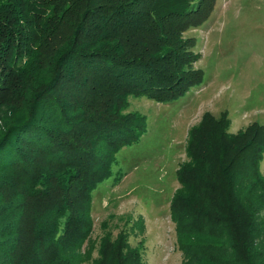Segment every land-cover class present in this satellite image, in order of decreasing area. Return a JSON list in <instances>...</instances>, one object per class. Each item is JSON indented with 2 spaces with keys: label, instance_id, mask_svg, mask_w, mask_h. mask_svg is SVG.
<instances>
[{
  "label": "trees",
  "instance_id": "trees-1",
  "mask_svg": "<svg viewBox=\"0 0 264 264\" xmlns=\"http://www.w3.org/2000/svg\"><path fill=\"white\" fill-rule=\"evenodd\" d=\"M215 0H0V256L83 264L91 193L145 117L202 82L191 40ZM225 112L190 128L170 199L181 264H264V126ZM98 144V145H97ZM87 251V252H86ZM85 252V253H82ZM90 264H143L121 231Z\"/></svg>",
  "mask_w": 264,
  "mask_h": 264
},
{
  "label": "rangeland",
  "instance_id": "rangeland-1",
  "mask_svg": "<svg viewBox=\"0 0 264 264\" xmlns=\"http://www.w3.org/2000/svg\"><path fill=\"white\" fill-rule=\"evenodd\" d=\"M182 38L193 43V69L202 82L168 103L128 97L124 114L144 116L146 126L137 142L114 155L110 177L91 193L83 264L98 258L104 236L113 240L121 231L141 249L143 264H181L169 204L188 131L206 113L225 112L231 134L253 122L264 126V0H215L210 18Z\"/></svg>",
  "mask_w": 264,
  "mask_h": 264
}]
</instances>
